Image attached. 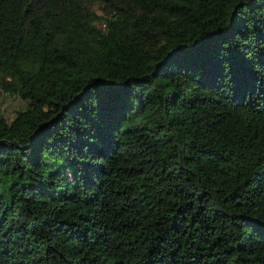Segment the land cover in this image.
<instances>
[{
    "label": "trees",
    "instance_id": "1",
    "mask_svg": "<svg viewBox=\"0 0 264 264\" xmlns=\"http://www.w3.org/2000/svg\"><path fill=\"white\" fill-rule=\"evenodd\" d=\"M0 264H264V0H0Z\"/></svg>",
    "mask_w": 264,
    "mask_h": 264
},
{
    "label": "rangeland",
    "instance_id": "2",
    "mask_svg": "<svg viewBox=\"0 0 264 264\" xmlns=\"http://www.w3.org/2000/svg\"><path fill=\"white\" fill-rule=\"evenodd\" d=\"M25 102L19 98L0 92V110L9 121L14 113L24 108Z\"/></svg>",
    "mask_w": 264,
    "mask_h": 264
}]
</instances>
